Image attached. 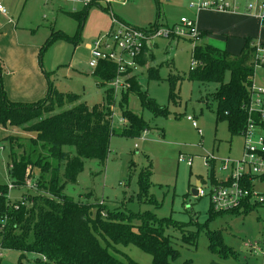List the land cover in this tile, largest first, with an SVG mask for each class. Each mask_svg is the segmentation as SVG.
<instances>
[{
    "label": "rangeland",
    "instance_id": "rangeland-1",
    "mask_svg": "<svg viewBox=\"0 0 264 264\" xmlns=\"http://www.w3.org/2000/svg\"><path fill=\"white\" fill-rule=\"evenodd\" d=\"M228 1L237 8L236 11L213 8L198 11L191 5V0H130L129 4L120 0L114 3L113 14L117 19L120 18L116 14L135 24L155 19L151 25L160 22L170 28L181 24L182 18L193 20L199 30L207 33V39L202 42L227 48L231 53H239L247 38L255 43H264V23L258 11L247 8L254 0ZM1 2L9 12L7 16L13 25H17L24 34L21 41L31 40L44 48L39 56V66L47 90L51 81L59 91L76 94L79 101L89 106H109L113 113V127L117 129L129 124L128 118L123 115L126 108L147 123L140 136L113 135L105 162L99 158H85L77 181L64 183L66 194L76 201L92 204L94 214L98 205L111 211L151 212L160 219L165 218L166 223L172 224L165 229V233L171 236L176 254L171 257V264H264V206L217 215L210 212L209 195L197 197L192 193L198 179H208L210 170L204 164V157L214 154L219 161L239 158L243 137L230 130L228 121L217 120V105L212 93L219 84L189 79L188 72L194 60L190 40L184 37L177 38L180 40L157 38L151 46L153 59L133 72L142 88L165 110L155 113L149 107H143L139 97L128 92L129 89L120 91L116 96L112 94L110 98V84H104L94 74V68L89 66L95 41L108 34L111 26L107 27V22L113 23L111 11L90 6L84 27L76 36L79 25L68 13L73 12L74 7L77 11L86 10L83 4H66L60 8L44 0ZM25 3L27 6L24 9ZM157 18L159 21H156ZM7 19L0 14V21ZM62 34H67L72 40L61 37ZM6 50L10 54L11 49ZM5 61L6 58L0 54L4 88ZM151 67H154L158 77L150 78L148 68ZM181 76L183 78L174 84L171 96L173 80L170 77ZM255 80L257 84L264 85V68H257ZM33 82L38 83V80ZM10 94L15 100L28 98V91L21 87ZM75 104L65 103L61 110ZM187 116L193 117L196 127ZM9 136H16L19 141L13 142ZM30 137H36V133L25 132L12 125H0V184L13 185L9 191L10 205L21 200L35 185L36 177H31L27 186H14L9 173L13 162L11 154L20 158L24 148L29 151ZM64 149L75 151L69 145ZM38 154L45 157L48 150L39 146L33 154L34 160ZM181 157L184 160H180ZM188 159H192V165L187 164ZM147 170L152 172L148 194L154 199L153 203L148 198L138 197L140 174ZM38 173L39 170L34 168L30 175L38 176ZM205 189L208 192L209 185H205ZM218 233L234 253L222 251V248L211 250V237ZM118 248L120 252L117 256L122 259L128 255L140 264H154L150 254L133 244L118 245ZM1 252V264L19 262L20 251L3 248ZM35 258V254L28 253L23 264H31Z\"/></svg>",
    "mask_w": 264,
    "mask_h": 264
},
{
    "label": "trees",
    "instance_id": "trees-1",
    "mask_svg": "<svg viewBox=\"0 0 264 264\" xmlns=\"http://www.w3.org/2000/svg\"><path fill=\"white\" fill-rule=\"evenodd\" d=\"M92 5L94 3L86 6V10L68 13L79 23L76 36L80 35ZM155 24L164 25L159 22ZM201 32L204 37L206 32ZM61 37L72 40L67 34ZM253 43L251 38H247L239 53H231L227 48L206 42L198 43L192 48V59L198 64L191 66L188 72L192 81L219 84L212 93L217 105V120L228 121L230 130L240 135L247 118L244 105L249 99L254 74ZM43 50L41 48V53ZM138 61L144 66L145 55ZM116 70V64L101 62L94 69V74L105 84L116 75ZM1 71L0 65V125H12L25 132L36 133V137L28 139L29 151L24 148L20 158L11 154L13 162L9 171L14 186H27V180L31 177H36L35 185L28 189L21 200L10 205V186L0 184L1 246L20 251L17 264H23L28 253L36 255L31 264H140L128 255H124V259L117 256L120 252L118 245L130 244L150 254L154 264H171L170 259L176 254L171 236L165 233V229L172 224L166 223L165 218L160 219L151 212L111 211L98 205L94 214L92 204L76 201L64 189V183L77 181L85 158L106 161L113 135L140 136L147 124L144 118L137 117L126 108L123 115L128 118L129 124L117 129L113 127V113L109 106H89L79 101L78 95L59 91L51 81L47 94L37 101H16L7 94ZM148 72L150 78L158 77L154 67L148 68ZM46 75L49 77L47 72ZM181 78L183 76L170 77L173 80L171 96L174 84ZM130 81L128 92L136 94L143 107L158 113L165 112L142 88L136 76ZM112 94L109 89L110 98ZM74 102L76 104L72 107L61 110L65 103ZM9 137L13 142L19 141L16 136ZM66 145L74 147L75 151L65 150ZM39 146L40 149H47L48 155L43 157L38 154L34 160L33 154ZM34 168L39 170L38 176L30 175ZM151 174L150 170L140 174L138 197L148 198L153 203L154 199L148 194ZM245 206L223 212H215L211 208L210 212L219 215L255 208L254 205ZM210 248L212 251L222 248V251L234 253L224 244L219 233L211 237Z\"/></svg>",
    "mask_w": 264,
    "mask_h": 264
},
{
    "label": "built area",
    "instance_id": "built-area-1",
    "mask_svg": "<svg viewBox=\"0 0 264 264\" xmlns=\"http://www.w3.org/2000/svg\"><path fill=\"white\" fill-rule=\"evenodd\" d=\"M81 3L88 6L93 3L111 5L119 0H45ZM191 5L199 10L217 9L236 11L228 0H191ZM126 3V0H123ZM251 11L257 12L264 23V0H254L247 5ZM111 11V10H110ZM0 12L7 13L0 0ZM113 14V13H112ZM112 28L108 34L97 39L91 52L89 66L96 69L101 62L116 64V75L109 80L110 89L116 96L120 91L131 87L134 70L140 67L139 58L151 48L157 38L177 39L184 37L195 46L202 42L203 34L195 21L181 19V24L172 28L168 25L138 27L117 19L113 14ZM254 74L249 88V99L244 108L247 113L246 122L241 132L243 137L242 155L237 159H221L214 154L204 157V164L209 168L208 179H202L198 187L197 197L209 195L211 208L215 212L231 211L239 207L264 206V85L256 83L257 68H264V43H253ZM198 62L193 60L192 67ZM196 127L192 116H187ZM180 160H184L181 157ZM192 165V159L187 160ZM214 172V173H213ZM214 174V175H213ZM214 177V178H213ZM209 185V191L205 189ZM10 186V185H9ZM13 187L10 186V189ZM0 245V258L3 257Z\"/></svg>",
    "mask_w": 264,
    "mask_h": 264
},
{
    "label": "crops",
    "instance_id": "crops-1",
    "mask_svg": "<svg viewBox=\"0 0 264 264\" xmlns=\"http://www.w3.org/2000/svg\"><path fill=\"white\" fill-rule=\"evenodd\" d=\"M45 2L46 3L50 2L53 5V7H60V8H64L66 4H72L73 6L77 4H81V3L59 2V1L57 2L55 1L56 3H54V1H45ZM127 2H130V0H126V3ZM27 3L24 4V9L26 8ZM114 3H112L111 5H107L105 3L100 2V3H94V5L92 6H97L106 12H110L111 10V13H113ZM10 8L14 9V6H10ZM73 12H80V11H77L76 7H74ZM8 13L9 12L7 13L0 12V14H2L6 19L8 18L5 21H0V54L6 58V61H5L6 72L4 73L5 89H7V92L9 93V97L15 100L14 96H12L10 92L14 91V93H16V91L20 89V87L25 88L28 91V98L21 99V100L22 101L26 100V102L37 101L38 99L45 96L46 95L45 93H47L48 91L47 85L43 77L44 75L39 66V56L41 54V47H39L40 44L33 43L31 42V40H26L25 42L21 41L24 34L20 31L17 25H13L14 23L10 19L9 15L7 16ZM116 16L119 17L121 20L126 21L120 15L116 14ZM156 21H159L158 18ZM154 22H155V19L153 20L149 19L143 24H135L133 22H128V23H131L138 27H147ZM111 23L107 22V27L108 25L111 26L110 29L112 28ZM161 24L167 25L165 23H161ZM206 35L203 37L202 41H205V39H207ZM177 40H180V39H177ZM7 48L11 49L10 54H7V50H6ZM144 55L146 58V64L144 66H146L150 63V60L153 59V51L151 50V48H147V52ZM33 80H38V83H34ZM17 98L20 99L19 97ZM21 100H16V101H21ZM16 128H19V127H16ZM19 129L21 130V128ZM200 181L202 183V179H200Z\"/></svg>",
    "mask_w": 264,
    "mask_h": 264
},
{
    "label": "water",
    "instance_id": "water-1",
    "mask_svg": "<svg viewBox=\"0 0 264 264\" xmlns=\"http://www.w3.org/2000/svg\"><path fill=\"white\" fill-rule=\"evenodd\" d=\"M202 185V183H201V181L200 180H198L197 181V183H196V185H195V187L192 189V193L195 195V196H197V193H198V187H200Z\"/></svg>",
    "mask_w": 264,
    "mask_h": 264
}]
</instances>
